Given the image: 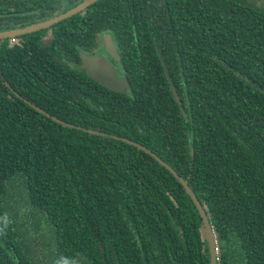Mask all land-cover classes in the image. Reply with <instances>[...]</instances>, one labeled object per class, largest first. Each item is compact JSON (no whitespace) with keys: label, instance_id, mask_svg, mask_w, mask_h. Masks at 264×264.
Wrapping results in <instances>:
<instances>
[{"label":"trees","instance_id":"obj_1","mask_svg":"<svg viewBox=\"0 0 264 264\" xmlns=\"http://www.w3.org/2000/svg\"><path fill=\"white\" fill-rule=\"evenodd\" d=\"M93 8L50 42L0 39V264H210L190 195L134 143L187 181L217 264H264V0ZM93 26L112 28L123 91L80 68Z\"/></svg>","mask_w":264,"mask_h":264},{"label":"flooded vegetation","instance_id":"obj_2","mask_svg":"<svg viewBox=\"0 0 264 264\" xmlns=\"http://www.w3.org/2000/svg\"><path fill=\"white\" fill-rule=\"evenodd\" d=\"M86 1L87 0H8L9 2L8 9L5 11L0 10V15L10 17L13 21H18V23L23 24L20 27L11 29V30H15V29H22L27 26H31L35 24H40L50 19L60 17V16H65L68 14L66 17L58 21L52 22L49 25L36 29V30H42L45 33V35L42 37V40L44 42H50L53 36L52 35L53 32L56 30V28L60 25L61 22L63 21L73 22V20H75L78 17L83 18L91 14V12L94 10L93 4L97 0L92 1L88 3L87 5H82ZM159 1L160 0H157V2ZM19 18H25V19L20 21ZM92 29L94 33L92 37L94 38V40L97 41V46H96L94 53L86 54L87 53L86 52L84 54L88 56H98L99 55V56L105 57V59L108 60L116 68L117 74L119 76L124 77L123 69L120 66V63L118 62L119 58L118 59L114 58L105 49V46H106V43L104 40L105 34L110 35L113 41V44L115 46V49H116L115 44L117 43L112 37L113 35L111 32L112 28L108 30V29L96 28L95 26H93ZM0 32H3V31H0ZM20 35H13L8 38L10 42H15L16 40L14 37H17ZM12 38L14 39L13 41H11ZM116 52H117V49H116ZM81 53L83 52H80L79 55ZM118 57H119V54H118ZM80 64H81V57H80Z\"/></svg>","mask_w":264,"mask_h":264},{"label":"water","instance_id":"obj_3","mask_svg":"<svg viewBox=\"0 0 264 264\" xmlns=\"http://www.w3.org/2000/svg\"><path fill=\"white\" fill-rule=\"evenodd\" d=\"M92 1H94V0H87L82 5H87L88 3L92 2ZM67 15L56 17V18L50 19V20L43 22V23H40V24L27 26V27L22 28V29H15V30L0 32V38L11 37L13 35H20V34L27 33V32L32 31V30L39 29L40 27L49 25L50 23L58 21L64 17H66ZM104 40L106 43V46H105L106 51L111 56L118 59L119 57H118V54L116 52L115 46L113 44V41H112L110 35L105 34ZM80 57H81L80 67L83 70L87 71L90 78H92L93 80L98 82L100 85H102L105 88L112 90V91H123L127 87V85H128L127 79L123 76H119L117 74L116 68L108 60H106L105 57L99 56V55L98 56H88V55H85L84 53H81ZM124 140L126 141V139H124ZM134 144L138 148L143 149L144 151L149 153L151 156H153L155 159H157L161 165H164L165 167H167L169 169V171L176 178H178V180L180 181V183L184 187L185 191L190 195V197H191L193 203L195 204V206L199 212V215L202 219V225L200 227V231H201L202 239L206 240L207 244H208V250H209V255H210V264H217L218 258L216 256L217 253L215 252V244L217 242V240L215 239L216 234L212 230V228H211V226H210V224L206 218L205 211H204L201 203L199 202V200L196 198L195 194L192 192V190L188 186L187 181L185 179H182L181 176H179L177 174V172H175L164 161L159 159V157H157L149 149H147L146 147H144L140 144H137V143H134Z\"/></svg>","mask_w":264,"mask_h":264},{"label":"built area","instance_id":"obj_4","mask_svg":"<svg viewBox=\"0 0 264 264\" xmlns=\"http://www.w3.org/2000/svg\"><path fill=\"white\" fill-rule=\"evenodd\" d=\"M13 40H14V39L12 38L11 41H13ZM218 250H219V248H218V245H217V242H216V244H215V252L217 253Z\"/></svg>","mask_w":264,"mask_h":264}]
</instances>
